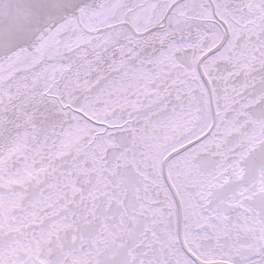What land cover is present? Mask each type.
Segmentation results:
<instances>
[{
	"label": "snow or ice",
	"instance_id": "6c2138e0",
	"mask_svg": "<svg viewBox=\"0 0 264 264\" xmlns=\"http://www.w3.org/2000/svg\"><path fill=\"white\" fill-rule=\"evenodd\" d=\"M0 264H264V0H0Z\"/></svg>",
	"mask_w": 264,
	"mask_h": 264
}]
</instances>
